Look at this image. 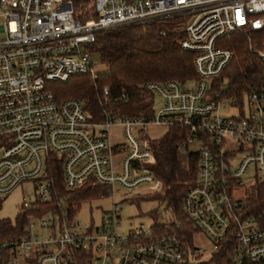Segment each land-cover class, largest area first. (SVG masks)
Masks as SVG:
<instances>
[{
	"label": "built area",
	"instance_id": "2783aa9c",
	"mask_svg": "<svg viewBox=\"0 0 264 264\" xmlns=\"http://www.w3.org/2000/svg\"><path fill=\"white\" fill-rule=\"evenodd\" d=\"M80 5L76 0H0V196L32 181L35 199L23 196L19 211L42 212L5 244L0 264H264V212L250 214L248 198L234 196L247 176L264 182V81H253L244 91L239 100L244 102L246 93L249 109L240 116L222 114L238 102L222 86L212 95L209 83L234 55L220 44L222 37L264 31V0H89ZM175 17L183 19L181 45L194 53L198 79L184 85L147 82L144 87L163 99L156 116H121L111 108L93 120L82 100L58 98L51 88L77 74L98 78L92 49L98 32ZM251 48L264 62V39ZM150 123L186 127L185 150L199 142L196 179L181 201L189 230L166 199L156 211L160 221L120 230L116 192L142 185L161 189L152 167L154 139L145 130ZM114 125L122 127L124 141L112 142ZM52 154L62 159L66 190L99 188L98 198L112 200L99 221L78 219L82 205L92 199L77 205L58 196L55 165L48 163ZM200 232L212 245L208 259L195 244Z\"/></svg>",
	"mask_w": 264,
	"mask_h": 264
},
{
	"label": "trees",
	"instance_id": "16d2710c",
	"mask_svg": "<svg viewBox=\"0 0 264 264\" xmlns=\"http://www.w3.org/2000/svg\"><path fill=\"white\" fill-rule=\"evenodd\" d=\"M88 1L76 0V3L83 7ZM185 37L181 17L100 31L96 34L92 49L100 54L107 70L99 73L96 79L89 74L74 75L69 81L58 83L59 87L54 91L58 98L82 100L84 109L93 120H101L111 108L137 115L128 112L126 105L139 110L145 108V103L154 97V93L144 87L147 82L176 80L184 85L198 79L195 55L181 45ZM263 39L264 31L247 35L239 30L220 39V44L230 48L234 55L222 75L212 80V95L227 79L226 95L242 100L244 91L253 81H264V62L251 48L252 44L259 46ZM106 87L109 88L108 95H104ZM188 136L186 127L175 126L164 137L152 140L150 144L155 156L152 167L166 186L164 199L176 209L180 216L178 219L189 230V221L180 211L181 201L186 190L195 182L199 155L196 151L182 148ZM48 160L50 167L55 165L52 177L57 182L58 196H65L66 202L80 205L99 195V188L87 186L74 191L66 190L61 170L62 159L52 154ZM4 201L5 197L0 196V210ZM247 209L254 215L264 212V182L257 184L255 196L248 197ZM41 213L19 211L14 219H0V257L6 253L5 244L24 233L30 217Z\"/></svg>",
	"mask_w": 264,
	"mask_h": 264
},
{
	"label": "rangeland",
	"instance_id": "374dc122",
	"mask_svg": "<svg viewBox=\"0 0 264 264\" xmlns=\"http://www.w3.org/2000/svg\"><path fill=\"white\" fill-rule=\"evenodd\" d=\"M94 69L98 73H103L107 70L106 66L103 64L100 54L94 53ZM210 88H212V79L209 80ZM61 84V83H60ZM194 84V82L192 83ZM228 80H224L222 88L228 89ZM59 87L58 83H52L51 88L57 90ZM238 102V105H230L227 108H223L222 114L229 116L235 115L240 116L241 111L245 109L248 111L249 103L248 97L245 93V101L242 102L238 97L232 95V101ZM163 105V99L159 95H155L153 99L145 103V108L143 110L135 109L132 105H126L128 107V112L138 115L146 116H156L159 109ZM119 112V110H118ZM121 112V111H120ZM119 112V113H120ZM121 116L128 115L126 112H121ZM148 135L156 140L164 137L169 130V127L165 124L150 123L145 127ZM110 138L112 142L119 143L124 141L122 127L119 125H114L109 131ZM235 142L234 140H232ZM199 142L194 141L190 144V150L197 151L199 149ZM161 182V189L159 187H152L149 185H142L137 191L127 192L124 190H118L115 194L116 201L120 204V230L122 232H127L131 227H137L143 223L147 228L154 224L156 221H160L161 217L156 215V211L161 209L162 203L164 201V196L166 193V186ZM256 186L254 178L247 176L244 178V183L239 186V188L234 192V196L237 198H248L250 196L256 195ZM25 196L28 201H33L35 199L34 194V184L32 181H25L22 184V188L5 196V201L3 203V208L0 210V219L4 217H9L14 219L19 212L22 198ZM112 200L110 198L100 199L97 196L92 198V201L84 203L82 205L81 211L79 212L78 219L82 222L88 220L99 221L101 215L106 213L110 208ZM196 246L202 248L205 253L202 256L203 259H208L212 249V245L208 240L207 236L200 232L195 235Z\"/></svg>",
	"mask_w": 264,
	"mask_h": 264
},
{
	"label": "crops",
	"instance_id": "0c3cea01",
	"mask_svg": "<svg viewBox=\"0 0 264 264\" xmlns=\"http://www.w3.org/2000/svg\"><path fill=\"white\" fill-rule=\"evenodd\" d=\"M16 191V190H15Z\"/></svg>",
	"mask_w": 264,
	"mask_h": 264
}]
</instances>
